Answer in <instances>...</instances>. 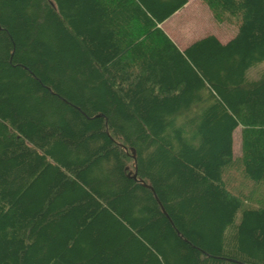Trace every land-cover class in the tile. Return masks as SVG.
<instances>
[{
	"label": "trees",
	"instance_id": "1",
	"mask_svg": "<svg viewBox=\"0 0 264 264\" xmlns=\"http://www.w3.org/2000/svg\"><path fill=\"white\" fill-rule=\"evenodd\" d=\"M200 2L225 45L158 27L187 0H0V264H264V0Z\"/></svg>",
	"mask_w": 264,
	"mask_h": 264
},
{
	"label": "crops",
	"instance_id": "2",
	"mask_svg": "<svg viewBox=\"0 0 264 264\" xmlns=\"http://www.w3.org/2000/svg\"><path fill=\"white\" fill-rule=\"evenodd\" d=\"M200 1V0H199ZM201 3V2H200ZM190 4V0H187V3L178 11H176L170 18H168L167 20H165L163 23H161L158 27H160L165 33L166 35L171 39V41L180 49V50H183L185 48H187L188 46H190L191 44L201 40V39H204L206 37H209V36H213L217 39V41L222 44V45H225L226 43H228L232 38H227V35L223 29V24H218L214 21L213 17H212V14L210 12V17L212 18L213 22L216 24V25H219L220 27L218 26H212L211 27V30L210 32H207V30H198L199 28H202L203 25H200L199 22L196 20V23H193V21H191L190 17H186V19L182 22L180 21L183 17L185 18V13H182L184 12L188 6ZM202 4V3H201ZM203 5V4H202ZM204 6V5H203ZM199 7V6H198ZM206 7V6H205ZM207 8V7H206ZM201 9V8H200ZM200 9H198L197 11H199ZM208 9V8H207ZM203 10V9H201ZM209 10V9H208ZM204 12V10H203ZM204 15V16H203ZM203 15L199 18L200 22L202 24L203 23V18L205 17V12L203 13ZM199 16V15H198ZM196 15V17H198ZM209 17V16H208ZM209 17V19H210ZM177 18L178 21H176L177 23L178 22H181L179 25H178V29L179 30H175V32L171 33L170 32V26H166L167 23L173 19ZM211 21V19H210ZM189 22H191L193 26H189V25H185V24H188ZM207 24V23H205ZM207 25H210L211 24H207ZM225 25V24H224ZM227 25V24H226ZM177 28V26H176ZM175 28V29H176ZM179 33V37H174L172 36V34L176 35V33ZM200 32V33H199ZM213 32V33H212ZM235 34V33H234ZM175 39H174V38ZM199 38V39H198Z\"/></svg>",
	"mask_w": 264,
	"mask_h": 264
},
{
	"label": "rangeland",
	"instance_id": "3",
	"mask_svg": "<svg viewBox=\"0 0 264 264\" xmlns=\"http://www.w3.org/2000/svg\"><path fill=\"white\" fill-rule=\"evenodd\" d=\"M199 6V7H198ZM203 9L204 10V12H205V17L203 18V23L204 24H202L201 22H200V20H199V18L203 15V10H201V9ZM198 9H200L199 11H197ZM182 13H185V18L183 17L180 21L182 22V20L184 21L185 19H186V17H190V19H191V21H193V23H196V20L199 22V24L200 25H203V27L202 28H199L198 30L200 31H202V30H207V32H210V30H211V27L212 26H218V27H220L219 25H216L214 22H213V20H212V18L210 17L211 15H210V12H209V10L205 7V6H203L201 3H200V1L199 0H190V4H189V6H188V8L184 11V12H182ZM196 15L198 16V17H196ZM204 16V15H203ZM210 17V19H211V21H210V19H209V17ZM176 21H178L177 20V18H175V19H173V20H171V21H169L168 23H167V25L166 26H170V32L171 33H173V32H175V30L177 31V30H179L178 29V25L181 23V22H176ZM205 23H209V24H211V26L210 25H207V24H205ZM192 23L191 22H189L188 24H185V25H189V26H193V25H191ZM176 26H177V28H176ZM223 26V29H224V31H225V33H226V35H227V38H231L233 35H234V33H235V31H236V26L235 25H232V24H223L222 25ZM176 28V29H175ZM200 33V32H199ZM213 33V32H212ZM172 36H174V37H179V33L177 32L176 33V35H174V34H172ZM173 37V38H174ZM175 39V38H174ZM199 39V38H198ZM264 70V62H262V63H260V64H258L256 67H254V68H252V69H250L249 70V72H248V78L249 79H257L258 77H259V73L261 72V71H263ZM239 135H240V133H239V129L238 130H236L235 132H234V134H233V150H234V154H238L239 153ZM232 170V172H233V174H236L235 176H234V179L237 181V182H239L240 180H241V173H239L238 171H236V170H233V168L231 169Z\"/></svg>",
	"mask_w": 264,
	"mask_h": 264
},
{
	"label": "water",
	"instance_id": "4",
	"mask_svg": "<svg viewBox=\"0 0 264 264\" xmlns=\"http://www.w3.org/2000/svg\"><path fill=\"white\" fill-rule=\"evenodd\" d=\"M131 157L132 159L135 161L136 160V154H135V150L131 149ZM132 171H129L128 176H131L132 179H136V174H132ZM132 174V175H131ZM148 188H150L149 186H147Z\"/></svg>",
	"mask_w": 264,
	"mask_h": 264
}]
</instances>
